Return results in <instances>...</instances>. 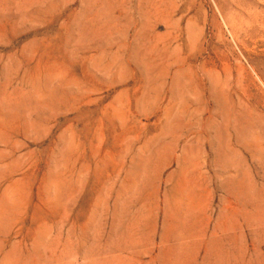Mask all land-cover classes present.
Segmentation results:
<instances>
[{"label":"rangeland","instance_id":"1","mask_svg":"<svg viewBox=\"0 0 264 264\" xmlns=\"http://www.w3.org/2000/svg\"><path fill=\"white\" fill-rule=\"evenodd\" d=\"M0 264H264V0H0Z\"/></svg>","mask_w":264,"mask_h":264}]
</instances>
